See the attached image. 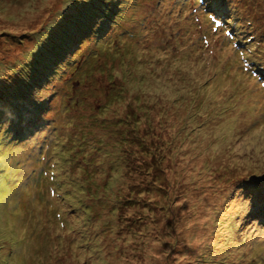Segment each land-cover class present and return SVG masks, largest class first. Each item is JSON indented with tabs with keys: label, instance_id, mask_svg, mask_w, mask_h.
I'll list each match as a JSON object with an SVG mask.
<instances>
[{
	"label": "rangeland",
	"instance_id": "obj_1",
	"mask_svg": "<svg viewBox=\"0 0 264 264\" xmlns=\"http://www.w3.org/2000/svg\"><path fill=\"white\" fill-rule=\"evenodd\" d=\"M200 2L0 0V264H264V0Z\"/></svg>",
	"mask_w": 264,
	"mask_h": 264
},
{
	"label": "trees",
	"instance_id": "obj_2",
	"mask_svg": "<svg viewBox=\"0 0 264 264\" xmlns=\"http://www.w3.org/2000/svg\"><path fill=\"white\" fill-rule=\"evenodd\" d=\"M92 10V9H91ZM94 11V13L92 14V12ZM106 11V9L105 8H103V9H97V8H94L92 11H90L89 13V15L88 16H90L91 18L93 17V16H103L102 18L104 19V20H106L107 21V23H111L110 21L112 20L111 18H110V14H109V12H105ZM88 16H86V17H88ZM111 19V20H110ZM71 21H75L76 22V20L75 19H70ZM105 22V21H104ZM106 24V23H105ZM85 25V24H84ZM84 25H76L72 30L73 31H76V33H78L79 31H82V33L81 34H79L77 37H78V39L79 40H81V41H83L85 38H87V37H85V35L87 34V28L84 26ZM49 26V25H48ZM102 27H104V26H102ZM101 27V28H102ZM60 29H61V31H64L63 32V34L65 33V31L66 30H64V29H62V27H60ZM46 31V30H45ZM102 32V34H105V31H101ZM63 34H60V38L62 37V35ZM56 41H60V39L59 38H57L56 39ZM239 42V41H238ZM239 45H240V42H239ZM69 50V52L70 51H72V49H69V48H67L66 47V49L65 50H62V52H63V54L64 53H67V51L66 50ZM68 52V53H69ZM54 67V68H53ZM39 69H41V70H46V71H52L53 72V74H52V76L54 75V76H58V75H56V73L57 74H59V76H61L62 75V73H63V70H64V68H62L61 67V65L60 66H54V62H52V60L50 59H44L42 62H41V64L39 65ZM1 80L0 81H2V79H3V77L2 78H0ZM41 80L39 81V82H37L36 80V78L35 77H32V79H31V77H30V82H31V84H33V85H35V86H31V85H27L26 83H25V81H23L22 82V86H23V88L25 89V92H21V94H20V96H19V98H20V101H19V103H22V107H21V104H18V103H14V106H13V108L12 109H15L16 111H13V114H12V116L13 117H15V118H17V119H19V120H22V124L24 125V127H25V132H24V135L23 136H18L19 138H20V140L21 139H24V138H28L30 135H31V133L32 132H36V131H38L39 129V126H41L42 125V123L43 122H45V121H39L38 120V113H40L41 111H42V109L44 108V106H46L48 103H49V98H42V99H40V100H36V98H34V100L33 101H31V103H28V101L30 100V96H31V94H33L34 92H36V91H39V90H42L44 87H46V85H47V76H45V77H41L40 78ZM47 82V83H46ZM22 89V87L21 86H17L16 87V90L15 91H18V90H21ZM19 92V91H18ZM27 94H29L30 96H28L26 99L24 98V96H26ZM24 98V99H23ZM24 107H26L25 109V111L26 112H28L29 114H31L32 116H36V118H37V120L38 121H36V120H34V119H32L31 120V122H33L34 124H33V126H31V125H27V122H25L24 120L25 119H20L19 117H18V111L19 110H21V109H23ZM17 112V113H16ZM20 112V111H19ZM31 115H28L27 116V118L29 119L30 117H31ZM39 123V124H38ZM31 127V128H30ZM31 130V131H30ZM30 131V132H29ZM27 135H29V136H27ZM79 166H82L81 164H79ZM78 178V177H77ZM75 189V188H74ZM73 189V190H74ZM81 190H83V189H81ZM76 201V200H75ZM79 200L77 199V202H76V204H77V207L78 208H80V205L81 204H79ZM74 211H78V209H75Z\"/></svg>",
	"mask_w": 264,
	"mask_h": 264
},
{
	"label": "snow or ice",
	"instance_id": "obj_3",
	"mask_svg": "<svg viewBox=\"0 0 264 264\" xmlns=\"http://www.w3.org/2000/svg\"><path fill=\"white\" fill-rule=\"evenodd\" d=\"M220 2L221 0H201L199 5V7L206 10L207 18L214 22L217 28H220L227 22L219 11L218 5ZM241 55H243V53H241Z\"/></svg>",
	"mask_w": 264,
	"mask_h": 264
}]
</instances>
